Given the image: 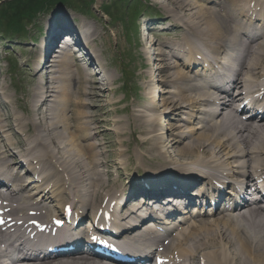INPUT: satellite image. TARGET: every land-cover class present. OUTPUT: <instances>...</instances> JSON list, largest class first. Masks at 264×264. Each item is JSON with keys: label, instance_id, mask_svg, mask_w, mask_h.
Returning a JSON list of instances; mask_svg holds the SVG:
<instances>
[{"label": "bare ground", "instance_id": "1", "mask_svg": "<svg viewBox=\"0 0 264 264\" xmlns=\"http://www.w3.org/2000/svg\"><path fill=\"white\" fill-rule=\"evenodd\" d=\"M157 3L163 9L159 23L168 24L167 35L172 39L160 40L158 34H154L155 66L147 73L136 74L138 79L145 74L150 80L143 84L144 92L129 108H120L127 112L125 119L112 121V128L104 127L112 130L110 133L105 134L99 123L108 122L105 116L111 110L105 108L116 106L118 101L110 99L104 106L94 105L117 92L110 88L114 79L103 71L104 66L99 72L104 82L89 78L94 74L98 77L95 72L79 77L74 66L81 61L80 55L71 59L62 45L57 46L60 49L54 52L52 64H44L49 61L47 56L51 57L54 42L63 33L61 39L67 38V31L75 32L68 23L45 32L43 45L37 50L38 61L34 62V72L25 83L22 98L14 95L10 99L3 91L5 88L0 86V95L4 98L0 101V110L9 109L11 113V105L15 103L24 114L0 113V179L9 183L7 189L0 190V221H5L9 227L8 230L0 228V264H10L12 253L25 244L20 233L22 227L17 226V221L37 219L27 217L29 211L41 217L49 213L54 216L57 209L69 204L81 222L91 218L92 224L99 210L102 214L108 212L103 207L111 202L115 208L110 213L111 223L121 229L122 242L137 246L148 236L157 240L158 251L154 243L147 242L150 247L147 251L156 255L153 264H264L261 195L258 199L242 200V204L234 205L231 211L215 210L207 220L194 215L196 210H183L177 214L178 224L168 230L159 228L163 230L161 235L154 234L159 225L152 221L139 226L145 217L161 219L160 213L165 209H170L171 216L176 214V208L164 206L144 207L145 213H139L146 204L158 203L157 197L173 196L172 190L182 192L175 194L181 201L193 195L210 202L212 197H208L206 190L209 192L215 187L213 182L222 186L229 182L244 183L245 179L264 182V137L258 130L237 126L230 119L235 112L234 105L241 101H246L251 108L264 110V34H249L245 27V23L259 22L260 32H264V7L257 8L259 1L256 0H161ZM243 10L250 14L239 16ZM77 34L76 31L75 41L81 50L88 49L91 64L93 49L87 43L94 46L93 42H97L101 33L94 27L87 32L85 41ZM176 39L179 41L175 42ZM148 43L143 52L150 61L153 53L146 49ZM194 43L207 47L196 51L192 46L187 48V58L180 54L184 53L186 45ZM65 55L68 58L63 57ZM200 55H203L202 60L198 61ZM216 58L233 63L232 71L237 76L231 82L232 92L225 93L227 99L213 97L216 89L204 84L196 69L200 62ZM38 65L48 66L44 71L47 73L39 75L35 69ZM56 67L58 70L54 69ZM152 69L158 72L157 81L171 87L169 91H156ZM100 90L103 95L99 94ZM156 92L162 102L161 110L156 105ZM99 108L100 113H95ZM167 109H179L188 115L186 122L196 121V125L182 127L184 124L178 123L172 129H164L161 122L172 116ZM118 112L116 109L115 113ZM108 136L118 141L109 145ZM125 138H132L135 144L130 151L124 143ZM115 147L117 149L113 150ZM125 155L127 159L123 158ZM114 158L120 160L115 162L116 173L131 168L136 170V166L128 165L129 160H135L137 166L144 165L147 160H150L147 164L159 160L155 165L161 166H152L154 169H146L142 176H136L138 185L124 198L128 186L114 193L109 185L114 183L109 171ZM194 163L204 170L197 173L191 166ZM21 168L26 171L20 172ZM191 183L199 188H188ZM231 188L234 190L233 186ZM248 188L250 184H246L245 191ZM217 193V201L223 205L224 191ZM136 196L140 198L134 199ZM85 211H90L92 217L84 216ZM219 214L222 216H216ZM162 220L163 224H171L166 218ZM173 231L176 233L172 235ZM76 253L83 255L84 252ZM40 254L21 255L11 264H98L92 258L78 256L55 260L49 254L41 257Z\"/></svg>", "mask_w": 264, "mask_h": 264}, {"label": "rangeland", "instance_id": "2", "mask_svg": "<svg viewBox=\"0 0 264 264\" xmlns=\"http://www.w3.org/2000/svg\"><path fill=\"white\" fill-rule=\"evenodd\" d=\"M11 1L14 0H0V86L6 87L5 91L10 95V99L14 94H16L15 96L18 98L23 97L25 83L31 78L34 72L32 62L38 61L37 56L39 53L37 50L42 44L45 32L52 22H58V20L73 21V27L77 26L80 31L87 32L96 27L97 31L101 33V36H99L97 42H93L94 46H92V48L96 53L93 52L92 57L95 60L99 59L104 69H106L115 80V84L112 87L118 89L116 94L109 95L107 98H104L102 101H97L94 104L104 106L110 99L118 101L116 108L112 106L105 108L107 111L111 110L110 114L105 116L108 122L104 124L99 123L102 127L101 130H103L105 134L106 132L110 133L112 130L107 131L104 127L112 128V121L116 119H125L127 112H123L120 108H129L144 92L143 84L148 83L150 80V77L145 74H143V78L138 79L136 74L139 72L147 73L149 68L151 69V67L153 68L155 66L153 62L155 54L150 56L149 61L143 52V47L146 44L145 40L151 41L153 37L142 30V27H151L153 28L152 31H159L160 39H167L164 35V31H166V26L168 24L159 23V18L154 16L162 14L163 9L160 8L157 3L161 2V0H46L49 4L47 2L46 4L43 3L40 8L35 7L34 10L36 11L28 18H25L24 15L21 16L22 18L16 17L14 11L13 15L15 17L11 18L9 14ZM16 3L24 4L17 5L20 11L26 6V0H16ZM212 7L215 8L214 6ZM25 13H27V11L23 14ZM31 13H33V10H31ZM147 20L149 26L147 25ZM144 23H146V25ZM11 32L17 34L11 35ZM147 46L148 50L151 51L152 48H155V45L148 44ZM54 49L56 48L54 47L50 53H53ZM73 56L75 57L74 54ZM64 57L68 58L67 55ZM81 65L87 67L88 62L84 61ZM133 66L134 68L137 67V69L134 70ZM74 68L77 70L79 77L86 75L85 70L83 71L79 66L75 65ZM55 70H58V67H56ZM136 70L138 71L135 73ZM87 71L88 70H86V73ZM151 72L154 73V82L156 81L155 85L157 87L156 91L159 89L169 91L171 89L170 86L162 85L157 81L160 77L158 76V72H155V69H152ZM122 74H124V77H122ZM53 75L59 76L55 73ZM89 78L91 80L96 79V77ZM123 80L125 84L122 86L121 82ZM98 86L101 87L99 84ZM99 92V94L103 95L101 90ZM162 95L169 96L168 93H162ZM1 100L2 96L0 95V101ZM155 100L157 107L161 110L163 107L160 108L159 105H161L162 102L160 98H158L157 92ZM113 109L114 111L119 109L118 114H114V112H112ZM13 111H15L17 115L20 114V111L17 110L15 105H11V114ZM167 111V113H170V115L172 114V116H168L161 122L164 129H172L174 125L178 123L184 124L182 127L195 125L185 124V120L183 119L188 117L186 114L179 112V110L173 111L167 109ZM0 113L2 115H7L8 111L3 108L0 110ZM95 113H100V108L99 112L95 110ZM105 140H107V136ZM108 140H110V142H108L109 145L118 141L114 136H108ZM124 143L128 144L127 149L129 151L135 145H133L132 138H125ZM116 149L117 147L113 148V150ZM123 158L127 159L126 155L123 156ZM111 161L113 165L109 167V170L114 173L110 176V178L113 179L117 176L114 168L117 166L115 162L120 160L114 158V160ZM134 161L135 160H129L128 165L131 167L136 166V170L131 168L128 171L118 173L119 182H124L123 185H129V181L135 176L145 173L146 169L151 170L154 169L152 166H161V164L155 165L159 160H151L152 164H147L146 162L149 163L150 161L147 160L142 166H137ZM115 184L117 185V183ZM115 184H109L112 191H115L114 193L119 190V186L116 187Z\"/></svg>", "mask_w": 264, "mask_h": 264}, {"label": "trees", "instance_id": "3", "mask_svg": "<svg viewBox=\"0 0 264 264\" xmlns=\"http://www.w3.org/2000/svg\"><path fill=\"white\" fill-rule=\"evenodd\" d=\"M46 0H26V3H25V7L23 8V10H18V8H19V6H17V5H24L23 3H16V0H14V1H11V3H10V12H9V14H10V17L12 18V17H20V14H23L25 11H27V13H25V14H30V12H31V10H33V12L34 11H36V10H34V8L35 7H37V8H40V7H42V4L43 3H47V2H45ZM48 4H49V2H48ZM12 11V12H11ZM13 11L15 12V16L13 15Z\"/></svg>", "mask_w": 264, "mask_h": 264}]
</instances>
